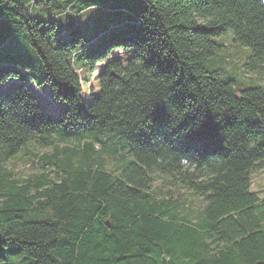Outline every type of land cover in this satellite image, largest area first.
Masks as SVG:
<instances>
[{
  "label": "trees",
  "instance_id": "obj_1",
  "mask_svg": "<svg viewBox=\"0 0 264 264\" xmlns=\"http://www.w3.org/2000/svg\"><path fill=\"white\" fill-rule=\"evenodd\" d=\"M141 1L119 7L126 37L88 54L77 26L43 15L70 20L95 0H0V264H264V200L251 190L264 86L239 89L204 66L226 30L250 48L247 68L264 66V0ZM20 35L34 56L11 49ZM41 84L60 115L39 105ZM105 139L118 146L95 148ZM34 140L55 150L21 180L6 164ZM155 172L201 198L197 221L179 190H152Z\"/></svg>",
  "mask_w": 264,
  "mask_h": 264
},
{
  "label": "rangeland",
  "instance_id": "obj_2",
  "mask_svg": "<svg viewBox=\"0 0 264 264\" xmlns=\"http://www.w3.org/2000/svg\"><path fill=\"white\" fill-rule=\"evenodd\" d=\"M98 4L89 7L86 11L80 14H76L77 9L73 8L68 14L71 18L67 19L66 15H54L52 12H47L43 16L46 18L57 19L60 25L77 26L84 37L86 44L80 49L88 54L101 53L106 45L112 41L117 34H120L125 30H117L116 23L120 22L119 7H125L131 12H137L144 10L147 5L141 0H95ZM118 7V8H117ZM35 13H39V9L34 7ZM118 10V11H117ZM39 19H43L39 17ZM126 23V22H123ZM122 36L126 37V32H123ZM64 37L69 40L74 37L71 31L64 34ZM15 45L11 47L14 51L19 54H24V57L34 56L35 51L33 48L25 44V39L22 35L13 39ZM214 42L219 47L213 56L208 58L204 62V66L207 70H215L224 81L232 80L239 89H247L258 87L259 85L264 86V66L260 69H249L246 67L248 58L251 50L249 47L243 46L233 41V35L230 30H226L224 34L214 38ZM76 65L83 68L82 77H88L90 74V67L79 60L76 61ZM22 73H25L21 68ZM40 75L37 72L35 75H26L27 84L32 85L40 82ZM17 82L12 85H7L6 90L9 91L16 87ZM91 84V82H90ZM39 89L43 92L34 90V94L37 96L39 105L43 108L46 113L53 115H60L65 111L66 106L62 102H56L52 99L49 87L46 84H41ZM4 88L0 85V91ZM56 103V105L53 102ZM107 143L100 144L95 142V148L100 151L103 148H112L118 146L115 140L105 139ZM77 142L70 141L68 144L58 143L57 146L60 148H77ZM55 150L54 145L47 142L42 144L40 140H34L28 144V149L23 150L13 159L9 160L6 164L7 168H12L15 177L24 180L32 175L41 174L43 168L41 166V157L45 154H50ZM122 151V150H121ZM120 151V152H121ZM30 152V153H29ZM124 152V150H123ZM64 156L63 152H60V157ZM102 159L105 160V167L108 170H113L114 159L107 156L106 153L101 154ZM50 169V168H49ZM253 181L251 190L264 200V170L255 171L253 173ZM152 190L163 191V190H179L183 194V200L187 205L185 213L190 219L197 221L199 219V213L204 203L200 197L193 195L188 189L173 185L168 181V178L164 175L155 172L153 174Z\"/></svg>",
  "mask_w": 264,
  "mask_h": 264
},
{
  "label": "water",
  "instance_id": "obj_3",
  "mask_svg": "<svg viewBox=\"0 0 264 264\" xmlns=\"http://www.w3.org/2000/svg\"><path fill=\"white\" fill-rule=\"evenodd\" d=\"M109 225V223H107Z\"/></svg>",
  "mask_w": 264,
  "mask_h": 264
}]
</instances>
